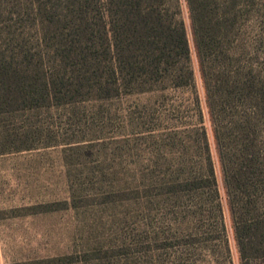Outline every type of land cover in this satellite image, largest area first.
Segmentation results:
<instances>
[{
	"label": "rangeland",
	"instance_id": "1",
	"mask_svg": "<svg viewBox=\"0 0 264 264\" xmlns=\"http://www.w3.org/2000/svg\"><path fill=\"white\" fill-rule=\"evenodd\" d=\"M177 2L191 76L104 74L100 87L90 75L78 82L52 47L67 87L21 114L24 149L0 155V264H241L189 14ZM209 158L217 195L185 183L205 175Z\"/></svg>",
	"mask_w": 264,
	"mask_h": 264
},
{
	"label": "trees",
	"instance_id": "2",
	"mask_svg": "<svg viewBox=\"0 0 264 264\" xmlns=\"http://www.w3.org/2000/svg\"><path fill=\"white\" fill-rule=\"evenodd\" d=\"M184 1L240 261L264 264V0ZM179 15L177 0H0V155L24 149L21 114L67 87L52 47L78 82L91 76L100 87L104 74L193 75ZM185 183L217 195L210 158L205 175Z\"/></svg>",
	"mask_w": 264,
	"mask_h": 264
}]
</instances>
